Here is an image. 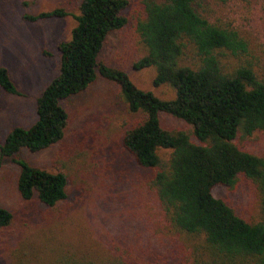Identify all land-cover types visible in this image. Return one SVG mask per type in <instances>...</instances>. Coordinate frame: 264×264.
<instances>
[{
	"label": "trees",
	"instance_id": "1",
	"mask_svg": "<svg viewBox=\"0 0 264 264\" xmlns=\"http://www.w3.org/2000/svg\"><path fill=\"white\" fill-rule=\"evenodd\" d=\"M230 1L235 0H141L144 16L136 30L145 53L133 67H153V85L173 91L165 99L99 59L107 35L128 22L129 1L80 0L70 37L57 45L58 73L36 98L35 120L11 129L0 144V167L5 159L19 167L20 197L37 199L51 211L66 199L67 174L34 166L20 152L62 141L69 122L62 102L103 78L118 87L129 112L140 114L123 132L121 145L146 172L139 184L160 213L161 232L180 245L175 258L182 254L186 264H264V155L237 144L264 133V70L249 58V43L239 29L216 15L214 6ZM68 14L53 8L22 18L35 22ZM229 55L235 63L226 61ZM0 87L22 95L3 65ZM164 114L188 128L164 127ZM241 176L259 192L257 221L244 219L213 195L216 186H233ZM11 220L12 213L0 206V228ZM106 254H64L50 264H155L126 247Z\"/></svg>",
	"mask_w": 264,
	"mask_h": 264
},
{
	"label": "rangeland",
	"instance_id": "2",
	"mask_svg": "<svg viewBox=\"0 0 264 264\" xmlns=\"http://www.w3.org/2000/svg\"><path fill=\"white\" fill-rule=\"evenodd\" d=\"M128 22L106 37L99 59L126 71L140 88L161 98L173 97L166 86H154L153 67H133L145 49L136 26L144 16L141 0H128ZM80 0H0V65L22 95L0 87V144L16 126L35 120L36 98L58 73L57 45L70 37ZM63 8L70 14L35 22L22 18ZM216 15L239 29L249 43V58L264 70V0L230 1L214 6ZM230 64L236 58H226ZM69 114L59 143L37 152L23 149L20 156L30 164L68 176L67 197L51 211L37 199L23 200L16 188L18 165L5 159L0 167V206L12 213L11 222L0 228V264H50L56 256L86 254L106 256L109 249L126 247L155 264H186L178 242L159 228L161 216L139 182L146 174L121 145L123 132L140 119L128 111L118 87L97 78L81 92L62 102ZM166 128L187 129L179 119L161 116ZM237 144L264 155V133L256 132ZM18 158L17 156H14ZM213 195L225 200L248 221L260 219L256 185L241 176L233 186L219 185Z\"/></svg>",
	"mask_w": 264,
	"mask_h": 264
}]
</instances>
